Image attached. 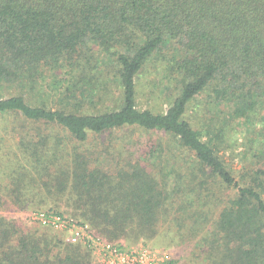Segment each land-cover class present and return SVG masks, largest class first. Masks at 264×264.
<instances>
[{"label":"trees","instance_id":"1","mask_svg":"<svg viewBox=\"0 0 264 264\" xmlns=\"http://www.w3.org/2000/svg\"><path fill=\"white\" fill-rule=\"evenodd\" d=\"M90 41L108 52L125 49L117 52L120 108L77 114L30 104L21 93L0 98V114L59 125L82 142L123 126L173 135L203 167L238 189L220 213L212 263L264 264V163L258 159L239 182L218 144L186 118L190 102L210 86L220 99L231 87L252 94L264 81V0H0V82L24 77L35 88L49 70L94 68L96 57L85 49ZM165 41L191 51L184 61L191 80L164 113H156L138 107L137 77ZM69 172L71 185L55 177L57 192L71 189L74 213L99 232L112 239L133 224L152 230L165 199L145 165L120 171L119 181L86 161L71 163ZM59 246L48 236L20 233L0 215V264H91L88 251L70 244L64 253Z\"/></svg>","mask_w":264,"mask_h":264},{"label":"rangeland","instance_id":"2","mask_svg":"<svg viewBox=\"0 0 264 264\" xmlns=\"http://www.w3.org/2000/svg\"><path fill=\"white\" fill-rule=\"evenodd\" d=\"M85 49L96 57L90 60L94 68L49 70L35 88H30L24 77L4 80L0 82V98L23 93L30 104L77 114L120 108L123 92L117 52L125 49L108 52L97 41H90ZM190 55L191 51L176 41H165L153 53L137 77L140 109L164 113L169 108L185 81L191 80L184 69ZM246 91L231 87L225 98L218 99L210 86L190 102L186 114L204 139L211 138L218 144L223 159L241 183L243 171L264 163V81L252 88V94ZM81 161L90 168H103L115 181H119L120 171L145 165L159 182L165 199L152 230L142 231L133 224L110 239L76 215L74 192H57L55 177L71 185L72 171H64L71 163ZM237 194L235 186L203 167L195 153L182 148L179 139L169 133L123 126L90 134L82 142L59 125L30 122L20 113L0 114V215L12 220L22 234L54 239L64 253L70 244L71 249L88 251L91 264H101L102 248H90L83 239L73 242L71 228L44 222L46 216L88 225L90 235L125 250H147L157 264H213L211 242L220 237V213Z\"/></svg>","mask_w":264,"mask_h":264},{"label":"built area","instance_id":"3","mask_svg":"<svg viewBox=\"0 0 264 264\" xmlns=\"http://www.w3.org/2000/svg\"><path fill=\"white\" fill-rule=\"evenodd\" d=\"M44 222L71 228L74 231L72 237L73 242L83 239L90 248L97 247L100 249L101 247L103 251V258L100 260L101 264H157L153 259L149 258L147 250H125L116 244L90 235L88 225H78L76 223L63 221L60 217L55 215L46 216Z\"/></svg>","mask_w":264,"mask_h":264}]
</instances>
